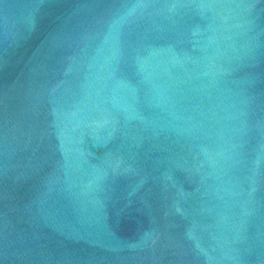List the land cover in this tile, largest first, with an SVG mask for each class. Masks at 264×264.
<instances>
[{"label":"water","instance_id":"95a60500","mask_svg":"<svg viewBox=\"0 0 264 264\" xmlns=\"http://www.w3.org/2000/svg\"><path fill=\"white\" fill-rule=\"evenodd\" d=\"M0 264H264V0H0Z\"/></svg>","mask_w":264,"mask_h":264}]
</instances>
